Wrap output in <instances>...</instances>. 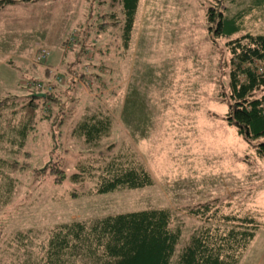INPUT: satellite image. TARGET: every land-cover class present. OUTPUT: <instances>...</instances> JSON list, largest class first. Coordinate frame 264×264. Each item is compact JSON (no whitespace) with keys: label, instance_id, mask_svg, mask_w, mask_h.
Masks as SVG:
<instances>
[{"label":"rangeland","instance_id":"obj_1","mask_svg":"<svg viewBox=\"0 0 264 264\" xmlns=\"http://www.w3.org/2000/svg\"><path fill=\"white\" fill-rule=\"evenodd\" d=\"M212 1L140 0L127 50L120 38V1L0 6V98H24L34 83L53 86L56 98L39 110L20 154L2 143L0 157H16L22 165H0V264L38 259L49 230L73 220L170 208L183 223L181 247L200 224L185 207L214 200L264 217V160L225 120L229 105L221 93L230 55L228 37L213 38L208 30ZM257 1L228 3L231 13L243 8L240 2L254 5L232 36L264 31V5ZM42 49L50 51L45 59ZM98 111L112 117L111 135L86 145L73 127ZM110 145L106 158H135L148 168L153 185L99 194L92 191L94 179L77 184L52 173L56 166L70 175L78 160ZM8 180L14 187L5 205ZM261 263L264 227L240 264Z\"/></svg>","mask_w":264,"mask_h":264},{"label":"trees","instance_id":"obj_2","mask_svg":"<svg viewBox=\"0 0 264 264\" xmlns=\"http://www.w3.org/2000/svg\"><path fill=\"white\" fill-rule=\"evenodd\" d=\"M16 1L19 0H0V6ZM113 1L122 4L120 38L127 50L140 0ZM257 2L264 5V0ZM228 3L239 4L237 0H214L206 12L211 36L228 37L225 44L230 55L228 84L227 90L221 93L229 105L225 120L254 143L256 154L264 160V31L249 30L232 36L242 30L244 18L254 5L240 2L243 8L231 13ZM81 76L86 73L82 72ZM33 86V93L24 98H0V150L4 142L20 154L36 127L39 110L55 102L53 86L50 85L52 90L35 88V83ZM36 93L46 96H36ZM5 121L7 125L2 127ZM112 127V117L98 111L78 121L73 134L86 145L97 146L111 135ZM111 146L99 150L98 156L78 160L77 170L70 175L56 166L52 173L58 181L69 177L77 184L94 179L92 191L99 194L153 185L150 171L135 158L123 153L109 154L106 158ZM0 165L13 169L22 164L16 157H0ZM13 185V180H8L5 205ZM183 209L200 224L181 247L183 223L175 219L174 212L170 208H149L58 224L42 242V255L26 264H240L264 227L262 214L232 208L230 203L209 200Z\"/></svg>","mask_w":264,"mask_h":264},{"label":"built area","instance_id":"obj_3","mask_svg":"<svg viewBox=\"0 0 264 264\" xmlns=\"http://www.w3.org/2000/svg\"><path fill=\"white\" fill-rule=\"evenodd\" d=\"M50 51L47 49H42L40 52V57H42V59L47 58V56L49 55ZM39 88H41V84H39L38 86Z\"/></svg>","mask_w":264,"mask_h":264},{"label":"water","instance_id":"obj_4","mask_svg":"<svg viewBox=\"0 0 264 264\" xmlns=\"http://www.w3.org/2000/svg\"><path fill=\"white\" fill-rule=\"evenodd\" d=\"M34 95H36V96H43V97H45V96H46V94H45V93H36V94H34Z\"/></svg>","mask_w":264,"mask_h":264},{"label":"crops","instance_id":"obj_5","mask_svg":"<svg viewBox=\"0 0 264 264\" xmlns=\"http://www.w3.org/2000/svg\"><path fill=\"white\" fill-rule=\"evenodd\" d=\"M261 264H264V263H261Z\"/></svg>","mask_w":264,"mask_h":264}]
</instances>
